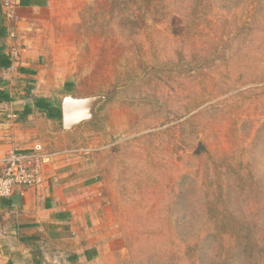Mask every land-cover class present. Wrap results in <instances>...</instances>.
<instances>
[{
	"label": "rangeland",
	"instance_id": "1",
	"mask_svg": "<svg viewBox=\"0 0 264 264\" xmlns=\"http://www.w3.org/2000/svg\"><path fill=\"white\" fill-rule=\"evenodd\" d=\"M42 1L0 0L8 47L32 96L104 97L57 121L93 164L94 264H226L264 206V0Z\"/></svg>",
	"mask_w": 264,
	"mask_h": 264
},
{
	"label": "crops",
	"instance_id": "2",
	"mask_svg": "<svg viewBox=\"0 0 264 264\" xmlns=\"http://www.w3.org/2000/svg\"><path fill=\"white\" fill-rule=\"evenodd\" d=\"M37 1L41 3L33 7L45 4ZM2 8L0 24L6 36L0 47L11 66L0 69V91L10 97L0 102V166L8 152L25 153L39 143L54 156L43 165L38 187L0 197V264H94L95 241L87 223L89 205L85 193L96 183L90 175L93 164L88 157H81L83 152L65 149L61 137L66 138L67 133L60 130L57 121L33 108L28 85L36 71L14 63ZM20 67L33 70L35 75L21 74ZM20 77L27 86L20 85L18 89L14 84L16 80L20 82ZM25 105L32 108L27 116L22 114Z\"/></svg>",
	"mask_w": 264,
	"mask_h": 264
},
{
	"label": "trees",
	"instance_id": "3",
	"mask_svg": "<svg viewBox=\"0 0 264 264\" xmlns=\"http://www.w3.org/2000/svg\"><path fill=\"white\" fill-rule=\"evenodd\" d=\"M41 3L37 0H19V4L23 7H31ZM1 8V6H0ZM6 36L5 27L0 24V41H2ZM0 47V69H6L11 66V61L6 53L2 51ZM18 71L21 74L34 76L35 72L24 67H20ZM71 83H64L63 89L69 93ZM31 90V87L28 88ZM29 94V91L26 92ZM32 100V106L38 112L43 113L45 117L49 120L60 121L61 120V108L58 105L53 104L49 100L43 97H30ZM10 97L4 92L0 91V102L9 101ZM32 111V108L25 105L22 114L27 116ZM240 221V238L239 242L226 259V264H264V206L260 217L253 223L248 217L239 218ZM262 231L260 236V241L258 242V233L255 227ZM209 239L208 236L203 237V240ZM258 243V244H257ZM260 243V244H259ZM196 252L199 259H205L209 254V247L205 243L201 245H196Z\"/></svg>",
	"mask_w": 264,
	"mask_h": 264
},
{
	"label": "built area",
	"instance_id": "4",
	"mask_svg": "<svg viewBox=\"0 0 264 264\" xmlns=\"http://www.w3.org/2000/svg\"><path fill=\"white\" fill-rule=\"evenodd\" d=\"M53 156L41 144H35L25 153L8 152L1 160L0 197H10L15 191L38 187L42 181V167L49 164Z\"/></svg>",
	"mask_w": 264,
	"mask_h": 264
},
{
	"label": "water",
	"instance_id": "5",
	"mask_svg": "<svg viewBox=\"0 0 264 264\" xmlns=\"http://www.w3.org/2000/svg\"><path fill=\"white\" fill-rule=\"evenodd\" d=\"M103 96L77 99L75 96L66 97L61 103V122L64 129H70L82 121H93L96 103Z\"/></svg>",
	"mask_w": 264,
	"mask_h": 264
}]
</instances>
